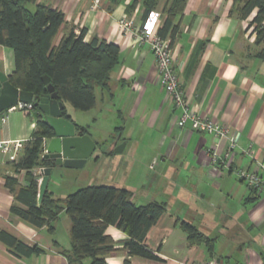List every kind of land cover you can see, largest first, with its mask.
<instances>
[{
  "label": "crops",
  "instance_id": "crops-1",
  "mask_svg": "<svg viewBox=\"0 0 264 264\" xmlns=\"http://www.w3.org/2000/svg\"><path fill=\"white\" fill-rule=\"evenodd\" d=\"M38 2L65 14L56 44L71 31L80 35L86 30V42L97 36L120 48L110 88H97L96 107L82 112L87 113V120L64 103L77 130L87 128L97 145L83 168L94 160L99 165L95 172L104 175L106 185L131 190L139 206L154 201L167 204V212L147 239L162 261L130 258L123 250L128 235L110 226L107 234L117 252L106 257L107 263L124 264L130 259L132 264H205L212 260L264 264V191L252 190L236 175L238 168L256 170L257 161L264 158V61L255 56L261 47L249 28L255 13L241 20L232 12L234 0H188L184 14L175 22L179 29L171 46L174 69L190 111L217 120L236 136L238 146L229 167L218 173L212 157L226 151L225 141L196 132L189 123L179 124L182 109L163 90L153 52L119 28L120 19L129 17L135 19L137 28L154 26L158 33L166 20L161 8L143 26L144 0H103L99 8L93 7L94 0ZM0 69L8 76L15 71L14 51L2 45ZM30 115L11 112L0 127V140L21 141L25 147L37 129ZM122 144L124 150L117 153ZM16 162L0 152V229L38 245L44 253L19 255L0 240V264H69L53 243L56 240L64 250L71 249V238L68 243L60 240L58 225L51 235L47 228L38 229L11 213L16 200L6 187V176L28 184L26 171L15 170ZM63 169L67 168L54 170L48 185L56 198L60 197L52 187L61 180ZM259 173L264 176V170ZM106 176L113 179L108 181ZM182 222L192 223L212 239V249L206 243L191 245Z\"/></svg>",
  "mask_w": 264,
  "mask_h": 264
},
{
  "label": "trees",
  "instance_id": "trees-1",
  "mask_svg": "<svg viewBox=\"0 0 264 264\" xmlns=\"http://www.w3.org/2000/svg\"><path fill=\"white\" fill-rule=\"evenodd\" d=\"M187 4L188 0H166L164 4L163 0H144L143 26L151 14L161 8L166 20L158 35L169 39L172 46L179 29L175 22L184 14ZM30 5H36L35 10ZM232 12L241 20L255 13L249 28H253L255 44L261 47L255 56L264 61V0H234ZM64 22L63 11L38 0H0V45L13 49L15 55V71L9 80L14 87L42 97L48 94L43 81V77L48 76L59 101L69 103L76 111L88 112L96 107L97 88H110L111 74L120 62V48L97 36L86 42V30L80 35L71 31L56 44ZM32 111L36 113L37 129L26 143L19 161L14 163L17 172L26 171L28 184L23 186L11 175L5 178L6 187L16 200L11 213L38 229L47 228L54 235L56 222L65 212L71 219V249L64 250L56 240L53 243L69 264H84L86 260H91V264H108L106 257L117 252L114 240L107 234L110 226L128 235L123 250L130 258L162 261L158 252L149 247L147 239L151 229L167 212L166 203L154 201L139 206L133 201L131 190L96 185L83 187L64 199L56 198L48 189L39 204L38 169L52 166L50 161L43 159V139L53 132L38 108L34 106ZM63 116L73 121L67 108ZM78 130L81 135L88 133L85 127L79 126ZM181 226L191 245L206 243L212 249L213 240L192 223L182 222ZM0 240L19 255L44 253L38 245H29L2 229ZM124 264L132 262L126 259Z\"/></svg>",
  "mask_w": 264,
  "mask_h": 264
},
{
  "label": "built area",
  "instance_id": "built-area-1",
  "mask_svg": "<svg viewBox=\"0 0 264 264\" xmlns=\"http://www.w3.org/2000/svg\"><path fill=\"white\" fill-rule=\"evenodd\" d=\"M101 0H96L94 8H99ZM129 2L130 0H121ZM119 28L125 34H133L136 36V42L140 45H146L153 52L156 64L160 71V83L172 99L176 108L182 109L179 124L185 126L188 123L194 131L202 133H211L216 136L220 141H225L227 144V150L220 154L218 151L213 154L212 161L217 168L229 167L228 161L232 158V153L237 147V142L234 134L229 127L221 124L217 120L210 119L199 115L195 112L190 111L188 105V98L182 84L179 81L178 75L174 69V59L171 55L170 41L161 38L154 30H147L146 28H137L131 19H121L119 21ZM34 104L19 102L10 109L0 114V127L5 123L9 114L13 111L20 110L24 112H30L33 110ZM219 146V144H218ZM23 142L21 141H6L0 140V152L9 157L10 160L16 162L19 160L20 155L23 151ZM38 169L39 186L42 181V169ZM264 170V158L257 161L256 170H250L248 168L236 169L237 177L250 188L257 192L264 191V176L259 172ZM205 264H217L215 260L207 262Z\"/></svg>",
  "mask_w": 264,
  "mask_h": 264
},
{
  "label": "water",
  "instance_id": "water-1",
  "mask_svg": "<svg viewBox=\"0 0 264 264\" xmlns=\"http://www.w3.org/2000/svg\"><path fill=\"white\" fill-rule=\"evenodd\" d=\"M47 85L48 94L42 97L35 96L32 92L22 91L14 87L9 76L0 69V114L15 106L19 102L32 103L38 108L44 121L49 124L53 135L44 137V160L52 163L51 167L42 169V181L39 186V204L48 190L50 178L55 169L83 168L93 156L97 145L89 134L81 135L77 126L63 116L66 108L64 102L59 101V96L48 76L43 77ZM122 144L116 149L117 153L124 150Z\"/></svg>",
  "mask_w": 264,
  "mask_h": 264
},
{
  "label": "rangeland",
  "instance_id": "rangeland-1",
  "mask_svg": "<svg viewBox=\"0 0 264 264\" xmlns=\"http://www.w3.org/2000/svg\"><path fill=\"white\" fill-rule=\"evenodd\" d=\"M94 0V4H95ZM121 1V0H120ZM131 1V0H130ZM103 0H101L99 2L100 6L102 5ZM126 2V1H124ZM34 5H30V8L33 9ZM99 6V7H100ZM131 19L133 20L134 24L135 23V19L134 18H129V17H123L121 19ZM120 19V20H121ZM136 26V25H135ZM144 27H142L143 29ZM154 26L152 27H146L147 30H153ZM169 40V39H168ZM171 55H172V50H171ZM173 57V56H172ZM157 67V71L160 77V71L158 69V66L156 64ZM180 81V80H179ZM181 83V82H180ZM183 88V86H182ZM100 89H98L99 91ZM164 90V89H163ZM71 108V107H70ZM80 115L83 114V116H86L85 119L87 120L88 115H85L87 113H82L80 111H78ZM31 120H33V122H37V117H36V113L35 112H31V115L29 116ZM181 117V116H180ZM205 117V116H204ZM90 119V118H89ZM85 120V121H86ZM228 127V126H227ZM192 129V128H191ZM193 130V129H192ZM231 130V128H230ZM232 131V130H231ZM197 132V131H196ZM202 133V132H200ZM233 133V132H232ZM235 136V135H234ZM236 138V136H235ZM237 142V140H236ZM226 143V142H225ZM227 146V144H226ZM238 146V145H237ZM237 148V147H236ZM227 150V149H226ZM236 150V149H235ZM235 151H233L234 153ZM232 153V156H233ZM99 166V165H98ZM96 162L94 160L89 161L88 165L85 166V168H79V169H74L71 171H68V169H63L61 172V180L59 181V183L56 186H53L52 188L56 189L57 195L61 198L64 199L66 198L68 195L76 192L77 190L83 188V187H88V186H96V185H106L107 180H104L105 177L102 173H99L98 171L95 172V169L98 167ZM215 171L216 172H220L221 169L217 168L216 165H214ZM95 172V173H94ZM108 179V181L110 179H113L110 176H106ZM157 179V178H156ZM104 181V182H103ZM93 183V184H92ZM244 183V182H243ZM246 184V183H245ZM108 185V184H107ZM248 186V185H247ZM56 225L59 226V237L60 240L65 243V242H69L70 241V237H69V226L71 225V219L69 218V216L64 212L63 215L60 217L59 221L56 223ZM71 228V226H70Z\"/></svg>",
  "mask_w": 264,
  "mask_h": 264
},
{
  "label": "clouds",
  "instance_id": "clouds-1",
  "mask_svg": "<svg viewBox=\"0 0 264 264\" xmlns=\"http://www.w3.org/2000/svg\"><path fill=\"white\" fill-rule=\"evenodd\" d=\"M45 153V152H44ZM44 156V155H43Z\"/></svg>",
  "mask_w": 264,
  "mask_h": 264
}]
</instances>
